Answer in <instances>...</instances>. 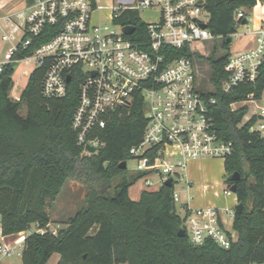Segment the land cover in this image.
I'll use <instances>...</instances> for the list:
<instances>
[{"label": "trees", "instance_id": "obj_1", "mask_svg": "<svg viewBox=\"0 0 264 264\" xmlns=\"http://www.w3.org/2000/svg\"><path fill=\"white\" fill-rule=\"evenodd\" d=\"M264 0H206L210 13L209 28L222 35L224 53L198 56L209 65L208 84L200 81L203 94L213 98L210 114L218 135L234 143L227 157L225 183L237 185L238 203L234 229L238 241L223 248L213 240L194 245L188 236L180 237L183 218L174 200V187L143 189L138 199L130 196L133 184L144 172L120 168L130 159V148L142 139L147 119L143 102L138 101L130 113L115 114L100 130L105 145L97 152H84L72 128L78 103V83L69 84L65 97H46L42 83L43 64L29 75L19 99L11 95L18 61L51 34L36 38L28 50L13 56L0 73V215L5 234H16L32 227L47 228L29 234L25 240L22 264H47L54 254L57 264H264V135L251 131L257 120L244 121L247 105L233 109L232 104L259 100L264 93V61L253 80H244L231 91L223 90L228 74L225 64L230 55L229 37L237 25L248 18L246 12ZM28 4L34 0H26ZM243 9L245 16L236 20ZM133 24L135 41L147 40L139 13L123 11L115 20ZM185 51L174 50L175 55ZM207 84V85H208ZM26 113L22 114V108ZM238 179H233L234 173ZM68 183L81 187L83 205L70 216L67 225L56 234L49 230L52 222L48 202L56 201Z\"/></svg>", "mask_w": 264, "mask_h": 264}, {"label": "built area", "instance_id": "obj_2", "mask_svg": "<svg viewBox=\"0 0 264 264\" xmlns=\"http://www.w3.org/2000/svg\"><path fill=\"white\" fill-rule=\"evenodd\" d=\"M205 4L206 0H135L132 6L114 3L103 15L99 0L26 2L23 8L0 19V39L10 43L0 61V73L15 54L28 50L47 27H52L46 32L52 35L49 40L18 63L31 62V72L45 65L42 93L46 97H65L73 79L78 83L72 128L84 152L92 154L105 145L100 130L115 114L130 113L138 101L143 102L147 124L141 141L129 150L135 163L132 171L145 173L141 179L150 190L172 179L174 200L192 244L213 240L229 248L239 238L233 227L238 199L232 205L193 207L190 182L184 175L191 161H225L234 152V143L222 139L214 128L210 105L215 100L206 97L200 87L198 56H207V46L223 39L211 32V16ZM125 10L157 12L152 21L140 18L147 40L132 39L137 33L135 25L129 24L135 30L126 34L127 25L115 22ZM244 16L243 9L235 14L236 20ZM255 41L252 48L230 52L225 64L228 76L222 83L224 91H231L244 80L253 81L259 74L264 61V28L255 32ZM174 50L186 53L174 56ZM248 101L255 103L257 112L253 117L259 121L251 131L264 132V107L255 99ZM232 107L236 109L238 103ZM87 145L96 150L90 152ZM177 185L181 192L175 189ZM230 187L225 183L220 193L226 197L235 194ZM182 192L186 199H182ZM50 225L49 230L56 234L58 229ZM46 230L33 227L5 234L0 215V264L5 258L22 257L26 237Z\"/></svg>", "mask_w": 264, "mask_h": 264}, {"label": "rangeland", "instance_id": "obj_3", "mask_svg": "<svg viewBox=\"0 0 264 264\" xmlns=\"http://www.w3.org/2000/svg\"><path fill=\"white\" fill-rule=\"evenodd\" d=\"M23 0H10L8 3H6L3 7L0 8V16L5 15L7 13H11L15 10H18L22 6ZM116 5L123 6V5H130L132 6L135 4V0H126L124 2H121L120 0H115ZM256 9V5L249 11L246 12L247 18H248V24H238L237 25V32L239 34L244 33L247 30V26L250 27V29L257 28L254 27L253 18H254V10ZM109 13L108 9L103 10V15H107ZM139 16L144 21H152L156 19L157 12H152L149 10H142L139 12ZM262 25H264V12H257V26L259 29H262ZM113 26V25H112ZM240 36H233V41L230 44V52L235 51V46L237 42L239 41ZM222 40H215L213 43H210L206 48V54L209 56L212 51L215 50V55L220 56L224 53V48L221 46ZM10 43L4 42L0 39V59H4V53L9 48ZM256 46V42H255ZM206 57V56H205ZM199 79L200 81L204 80L206 83V86H209L208 84V71H209V65L207 62L199 61ZM33 64L31 62H20L16 65L15 73H14V85L11 91V95L13 97L20 96V92L27 83V79L29 77V74L32 70ZM208 84V85H207ZM16 99V98H15ZM247 102V101H246ZM245 102V103H246ZM244 102H239L238 106L243 105ZM249 104V103H246ZM258 104L264 107V93L261 99L258 100ZM252 105V104H251ZM248 106V112L246 116L244 117V121L247 120L248 116L251 114L250 107ZM252 107H254L252 105ZM22 114L26 113V108L23 107L21 110ZM259 121L257 120V123ZM264 135V132H261ZM222 158H209L205 162V166H209L211 168H218L220 172H222ZM135 168V163L133 160H128V166L127 169L130 173H132L133 169ZM218 174L217 178H219V181H224V175L221 173ZM153 178H156V175H152ZM186 179V178H185ZM225 185H220V191L222 187ZM145 189L144 180L140 179L135 184H133L129 190L130 196L134 199H138L140 196L141 191ZM175 189L179 192H181V187L177 185ZM81 194L82 190L81 187L78 186L75 183H68L67 186L64 188L63 193L56 201H49L48 202V212L51 215V228L54 229H60L67 225L68 218L72 215H74L79 208H81L83 205H80L81 202ZM184 196L185 194L182 192L181 194ZM231 195L230 197H233ZM33 228V227H32ZM58 262V254H54L47 264H57ZM1 264H22V257L20 256H14L10 258H5Z\"/></svg>", "mask_w": 264, "mask_h": 264}, {"label": "crops", "instance_id": "obj_4", "mask_svg": "<svg viewBox=\"0 0 264 264\" xmlns=\"http://www.w3.org/2000/svg\"><path fill=\"white\" fill-rule=\"evenodd\" d=\"M10 0H0V8L3 7L6 3H8ZM101 5L103 6V10L110 8L112 4L115 3V0H99ZM121 2H124L126 0H120ZM26 0H23L22 6L18 9H21L25 6ZM264 12V3L261 1H258L256 4V9L254 10V18L253 23L254 27L250 29V27L247 26V30L244 33L239 34L241 37L239 38V41L237 42L235 49L236 50H243V49H249L255 46V32L259 30L257 26V12ZM103 12V11H102ZM4 15L0 16V19ZM248 24V23H247ZM264 28V25L261 26ZM6 52V51H5ZM5 54V53H4ZM4 59H0V61H3ZM258 103V100L256 101ZM249 103V104H246ZM244 102V105H249L251 114L248 116L247 120H250L254 115L255 112H257L255 103H252L250 101ZM254 107H252V105ZM256 117V116H255ZM207 159L200 160V161H191L186 171L184 172L185 178L190 182L189 191L191 193V199L190 204L193 207H200V206H209V205H216V206H225V205H232L235 204L237 195L234 194L233 197H226L223 196L220 193V185L223 184L225 181V166H224V160L222 161V172L219 171L218 168H211L209 166H205V162ZM222 173L224 175V181H219V178H217L218 174ZM146 189V188H145ZM134 199V198H133ZM182 199H186V196H182ZM60 256L58 255V260Z\"/></svg>", "mask_w": 264, "mask_h": 264}, {"label": "water", "instance_id": "obj_5", "mask_svg": "<svg viewBox=\"0 0 264 264\" xmlns=\"http://www.w3.org/2000/svg\"><path fill=\"white\" fill-rule=\"evenodd\" d=\"M242 24H247V19H244L242 21ZM206 25H204L205 27ZM135 30V26L133 25H127L125 26L124 28V31L126 34H132ZM229 43L232 41V37H229L228 40H227ZM68 80H70V78H68ZM90 152H94L96 150V148L94 146H90V145H87L86 147ZM120 168L122 169H126L127 168V162L126 161H123L121 162L120 164ZM240 177V174L239 173H234L232 175V178L233 179H238ZM167 186H172L173 185V182H172V179L169 178L166 183H165ZM230 190L233 192V193H236L237 192V185L236 184H232L231 187H230ZM235 209H236V212H240L242 211L243 209V204L242 203H238L236 206H235ZM178 235L180 237H185L186 236V232H185V229L184 228H181L179 231H178Z\"/></svg>", "mask_w": 264, "mask_h": 264}]
</instances>
